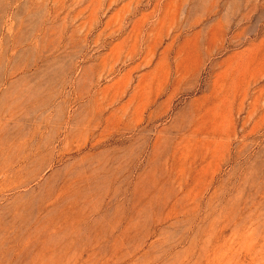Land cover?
<instances>
[{"label":"rangeland","instance_id":"374dc122","mask_svg":"<svg viewBox=\"0 0 264 264\" xmlns=\"http://www.w3.org/2000/svg\"><path fill=\"white\" fill-rule=\"evenodd\" d=\"M0 264H264V0H0Z\"/></svg>","mask_w":264,"mask_h":264}]
</instances>
